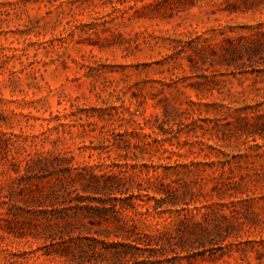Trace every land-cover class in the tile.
Wrapping results in <instances>:
<instances>
[{
    "label": "rangeland",
    "instance_id": "1",
    "mask_svg": "<svg viewBox=\"0 0 264 264\" xmlns=\"http://www.w3.org/2000/svg\"><path fill=\"white\" fill-rule=\"evenodd\" d=\"M259 26L264 0H0V194L25 234L0 216V264H69L27 228L25 163L55 156L120 178L168 264H264V59L225 50Z\"/></svg>",
    "mask_w": 264,
    "mask_h": 264
},
{
    "label": "trees",
    "instance_id": "2",
    "mask_svg": "<svg viewBox=\"0 0 264 264\" xmlns=\"http://www.w3.org/2000/svg\"><path fill=\"white\" fill-rule=\"evenodd\" d=\"M261 27L243 38V43H231L225 48L232 60L246 59L255 68L256 59H264ZM252 70L251 73L259 72ZM24 170L28 186L27 228L32 225L37 236L49 240L42 253L46 258H63L69 264H168L172 260L167 258L162 239L148 235L132 237L133 231L121 218L125 198L120 178L101 179L92 171H79L69 160L57 156L29 160ZM155 201L153 209L160 208L159 200ZM14 202L11 191L0 194V209L4 207L0 212L1 228L24 237L19 228L9 226L11 222L17 224V213L11 211ZM111 236L121 241L107 243L105 240Z\"/></svg>",
    "mask_w": 264,
    "mask_h": 264
}]
</instances>
